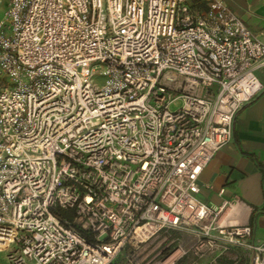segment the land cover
Segmentation results:
<instances>
[{
	"label": "built area",
	"instance_id": "2783aa9c",
	"mask_svg": "<svg viewBox=\"0 0 264 264\" xmlns=\"http://www.w3.org/2000/svg\"><path fill=\"white\" fill-rule=\"evenodd\" d=\"M264 42L223 0H6L0 251L13 264H264L197 176L261 89ZM180 105L171 110L176 101ZM222 193V188L218 194Z\"/></svg>",
	"mask_w": 264,
	"mask_h": 264
},
{
	"label": "crops",
	"instance_id": "0c3cea01",
	"mask_svg": "<svg viewBox=\"0 0 264 264\" xmlns=\"http://www.w3.org/2000/svg\"><path fill=\"white\" fill-rule=\"evenodd\" d=\"M186 1L200 14L209 0ZM223 1L264 42V0ZM5 5L6 0L0 14ZM255 74L262 89L235 113L230 141L212 155L196 183L200 201L230 202L222 210L220 222L248 224L251 240L260 241L264 239V73L256 70Z\"/></svg>",
	"mask_w": 264,
	"mask_h": 264
},
{
	"label": "rangeland",
	"instance_id": "374dc122",
	"mask_svg": "<svg viewBox=\"0 0 264 264\" xmlns=\"http://www.w3.org/2000/svg\"><path fill=\"white\" fill-rule=\"evenodd\" d=\"M4 3H5V0H0V13L3 9ZM179 105H180V101L176 100L170 105V109L171 110L176 109ZM235 253L238 256V259H237L239 261L238 264H249V256H248V253L246 251H244L242 249H236ZM4 254H5L4 251H0V264H13V263H10V262L5 260ZM230 261L231 260H229L227 257H222L219 260V264H226V263L230 264V263H228Z\"/></svg>",
	"mask_w": 264,
	"mask_h": 264
},
{
	"label": "trees",
	"instance_id": "16d2710c",
	"mask_svg": "<svg viewBox=\"0 0 264 264\" xmlns=\"http://www.w3.org/2000/svg\"><path fill=\"white\" fill-rule=\"evenodd\" d=\"M231 262H232V261H230V262H228V263H230V264H231ZM238 262H239V261L237 260V262H235L234 264H238ZM226 264H227V263H226Z\"/></svg>",
	"mask_w": 264,
	"mask_h": 264
}]
</instances>
